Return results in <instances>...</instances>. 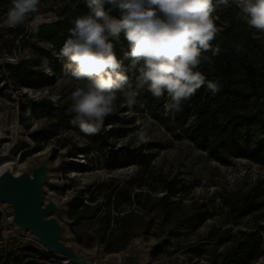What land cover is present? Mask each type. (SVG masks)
<instances>
[{
  "label": "rangeland",
  "instance_id": "1",
  "mask_svg": "<svg viewBox=\"0 0 264 264\" xmlns=\"http://www.w3.org/2000/svg\"><path fill=\"white\" fill-rule=\"evenodd\" d=\"M65 2L41 0L40 14L49 20L57 18ZM8 9L0 12V135L4 136L0 146L12 143L9 155L24 161L49 145L53 160H64L63 186L50 191L74 196L66 217L78 243L90 248L100 236L108 252H121L142 228L151 237L167 226L169 238L154 252L155 259L172 255L183 264H223L243 238L242 232L264 225V165L233 149L223 160L210 156L187 136L156 120L143 103L142 111H133L118 93L114 111L100 132L92 134V140L83 136L72 123L70 96L79 82L66 73V59L48 42L35 38L27 42L17 32L19 26H4ZM33 43L52 55L50 64L45 66V57L34 50ZM17 55L37 64L45 78L40 87L15 85L9 79L5 64L13 63ZM42 99L51 100L68 118L32 119L20 110L21 103ZM10 121L18 127H9ZM142 129L146 140L138 142L136 134ZM102 130L108 135L103 136ZM166 186L176 191L173 196ZM261 239L264 251V232ZM12 245L3 248L0 226V264H59L32 247ZM246 264H264V255Z\"/></svg>",
  "mask_w": 264,
  "mask_h": 264
},
{
  "label": "clouds",
  "instance_id": "2",
  "mask_svg": "<svg viewBox=\"0 0 264 264\" xmlns=\"http://www.w3.org/2000/svg\"><path fill=\"white\" fill-rule=\"evenodd\" d=\"M87 13L79 15L59 51L66 73L79 84L71 92L72 123L86 135L97 134L113 113L117 94L129 109L145 89L154 98L167 96V112H178L203 86L219 91L216 82L206 81L199 70L202 62L218 56L214 47L220 29L213 14L235 5L250 28L264 32V0H84ZM41 0H11L4 26L36 30L50 23L40 14ZM106 5L110 6L106 9ZM115 9L118 16L111 15ZM121 33L128 42L123 59L113 41ZM237 51L240 46L236 45ZM211 53L210 56L202 53ZM17 55L12 61L18 62ZM45 66L47 61H44ZM135 72L130 78L129 72ZM138 142L146 140L142 129Z\"/></svg>",
  "mask_w": 264,
  "mask_h": 264
},
{
  "label": "trees",
  "instance_id": "3",
  "mask_svg": "<svg viewBox=\"0 0 264 264\" xmlns=\"http://www.w3.org/2000/svg\"><path fill=\"white\" fill-rule=\"evenodd\" d=\"M10 4L11 0H0V12H6ZM87 11L84 0H67L58 17H54L50 23H41L31 33L19 26L17 32L22 33L27 42L34 38L38 42H48L59 55L73 21ZM110 14L118 16L119 12L113 9ZM215 14L218 18L215 23L220 31L212 45L219 47L221 52L214 57L210 52L202 53L210 56L211 62H202L199 70L206 76V81L218 84L219 91L212 93L205 84L182 103L180 111L169 114L164 108L167 96L157 99L145 89L132 110L142 111L140 104H145L148 113L156 120L166 123L174 133L187 136L195 147L218 160H223L228 150L233 149L239 156L264 165V36H258L259 33L247 25L235 5L221 7ZM113 43L117 56L123 59L128 50L123 33L119 41ZM236 45L240 46L239 51ZM33 47L45 57L47 63H51L52 55L45 48L34 43ZM123 63L127 67L130 61L123 59ZM36 66L35 62L23 58L5 64L13 84L30 88H38L45 81L42 71ZM128 74L130 78L136 75L134 71ZM20 110L32 119L45 116L68 118L48 99L27 100L21 103ZM102 131L103 136L108 135L107 131ZM83 136L92 140L91 135L83 133ZM94 142H98V138ZM165 189L169 191V196L176 192L170 186ZM257 207L256 204L252 209ZM261 232H264V225H260L256 231L242 232L243 238L236 241L223 264H246L262 257Z\"/></svg>",
  "mask_w": 264,
  "mask_h": 264
},
{
  "label": "water",
  "instance_id": "4",
  "mask_svg": "<svg viewBox=\"0 0 264 264\" xmlns=\"http://www.w3.org/2000/svg\"><path fill=\"white\" fill-rule=\"evenodd\" d=\"M64 160H53L52 152L30 158L16 166L0 163V226L3 248L24 244L59 264H183L176 256L155 259L154 252L169 238L170 227H162L153 236L142 228L121 252H108L100 236L90 248L78 243L66 217L74 196L60 195V171Z\"/></svg>",
  "mask_w": 264,
  "mask_h": 264
},
{
  "label": "bare ground",
  "instance_id": "5",
  "mask_svg": "<svg viewBox=\"0 0 264 264\" xmlns=\"http://www.w3.org/2000/svg\"><path fill=\"white\" fill-rule=\"evenodd\" d=\"M8 125H9V127H12V129H16L18 127L17 123L13 122V121L8 122ZM1 137L4 138V136H1ZM49 149H50L49 145H47L44 149L39 150L37 153H35L33 155H30L24 161H20V159H17L16 157H13V156H10L7 151L6 152L1 151L0 152V163L9 161V162L14 163L16 166H21V165L25 164L30 158L37 156V155L44 154V153L48 152ZM4 232H5V230L3 229V234H4ZM11 247H13V245H11L9 248H11Z\"/></svg>",
  "mask_w": 264,
  "mask_h": 264
},
{
  "label": "built area",
  "instance_id": "6",
  "mask_svg": "<svg viewBox=\"0 0 264 264\" xmlns=\"http://www.w3.org/2000/svg\"><path fill=\"white\" fill-rule=\"evenodd\" d=\"M0 139H2L1 135H0ZM12 143H9V142H5V144L3 143L1 146H0V152H9V150L11 149V146Z\"/></svg>",
  "mask_w": 264,
  "mask_h": 264
}]
</instances>
